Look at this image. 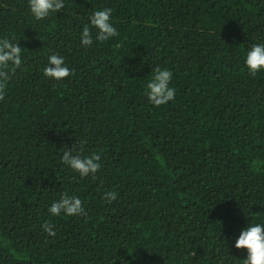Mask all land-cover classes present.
Listing matches in <instances>:
<instances>
[{"label":"trees","instance_id":"obj_1","mask_svg":"<svg viewBox=\"0 0 264 264\" xmlns=\"http://www.w3.org/2000/svg\"><path fill=\"white\" fill-rule=\"evenodd\" d=\"M64 5L38 21L0 0V39L22 48L0 101V264H242L241 230L264 224V72L245 66L264 0ZM106 8L119 35L99 42L89 18ZM52 54L72 75H43ZM156 67L175 89L160 107L145 95ZM72 146L100 154L95 176L62 163ZM65 193L87 215L51 216Z\"/></svg>","mask_w":264,"mask_h":264},{"label":"clouds","instance_id":"obj_2","mask_svg":"<svg viewBox=\"0 0 264 264\" xmlns=\"http://www.w3.org/2000/svg\"><path fill=\"white\" fill-rule=\"evenodd\" d=\"M64 6V0H28L30 14L38 21L47 18L50 13H58ZM111 16L112 9L110 8L97 10L90 16L91 28L96 30V41L105 42L119 35L111 22ZM80 39L83 46L93 44V32L88 25L83 27ZM21 52L22 48L18 46V42L13 43L8 38L0 39V101L5 99L8 83L22 65ZM245 66L252 76L264 72V43L254 44L247 51ZM43 75L46 78L60 81L72 75V70L65 65L64 57L52 54L48 57V66L44 68ZM172 76L173 73L167 68L156 67L153 70L145 92L150 104L160 107L175 98V89L170 87ZM73 152V146L70 149L65 148L62 163L78 173L81 178L89 175L95 176L101 169L100 154L82 156L80 152H76L75 155ZM117 195L113 191H108L104 195V200L110 204L117 199ZM48 212L53 217H58L62 213L66 216L87 215L81 199L75 195L69 196L67 193L58 201L53 202ZM42 227L48 236L56 235L52 224L45 222ZM234 246L238 250L244 249L247 252V258L242 261V264H264V224L248 225L247 228L241 230Z\"/></svg>","mask_w":264,"mask_h":264}]
</instances>
